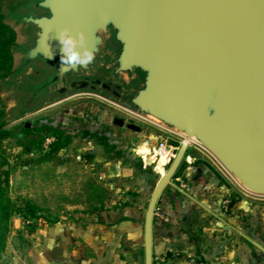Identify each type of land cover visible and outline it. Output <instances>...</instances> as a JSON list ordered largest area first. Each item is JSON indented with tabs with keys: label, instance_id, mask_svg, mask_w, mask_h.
<instances>
[{
	"label": "water",
	"instance_id": "1",
	"mask_svg": "<svg viewBox=\"0 0 264 264\" xmlns=\"http://www.w3.org/2000/svg\"><path fill=\"white\" fill-rule=\"evenodd\" d=\"M2 15L17 33L0 80L9 122L94 95L184 140L149 203L146 264L159 200L191 145L264 197V0H9Z\"/></svg>",
	"mask_w": 264,
	"mask_h": 264
},
{
	"label": "rangeland",
	"instance_id": "2",
	"mask_svg": "<svg viewBox=\"0 0 264 264\" xmlns=\"http://www.w3.org/2000/svg\"><path fill=\"white\" fill-rule=\"evenodd\" d=\"M8 1L0 0L2 10ZM9 107L5 96L0 93V110L5 111L6 129L13 132V137L3 144L0 159V172L9 170L10 173L8 184L3 185L7 195L4 202L10 200L18 208L23 207L26 202H32L40 209L38 215L42 219L24 223L19 213L13 214L8 222L10 231L7 234L6 251L2 260L10 255V261H16L18 250H27L32 244L30 237L45 226L62 223L65 219L77 220L81 215H93L100 210L99 201L111 203L136 193L133 191L135 187L127 190L125 184L135 183L137 189L140 184H144L145 180L138 168L126 158L117 159L115 152L106 146V140L101 136H111L119 144L129 140L135 155L143 161V168L153 169L154 173L159 175L156 170L159 167L161 178L170 169L172 154L159 150L160 144L168 140L170 146L177 148V154L184 142L176 134L94 95L72 97L17 123L8 121ZM116 120L135 124L141 131L121 127ZM27 123L30 127L46 124L59 128L65 136L70 137V146L56 152H50L49 149L41 151L38 145L31 147L34 141L44 136L52 141H55V138L48 130L39 136L24 137L21 127ZM189 154L208 159L223 175L234 198L240 197L250 210L256 209L261 215L264 214V197L244 191L221 165L200 147L191 145ZM149 156L151 157L148 159ZM5 178L3 176L2 179ZM33 227L35 231L32 233Z\"/></svg>",
	"mask_w": 264,
	"mask_h": 264
},
{
	"label": "crops",
	"instance_id": "3",
	"mask_svg": "<svg viewBox=\"0 0 264 264\" xmlns=\"http://www.w3.org/2000/svg\"><path fill=\"white\" fill-rule=\"evenodd\" d=\"M139 173L145 182L138 189L125 184L127 190L135 187L132 196L101 200L93 215L45 226L30 237L27 250H18L16 261L8 255L0 264H146V216L157 185L152 176ZM230 196L223 175L188 149L157 206L153 264H264V214L250 210L240 197L226 209L223 202Z\"/></svg>",
	"mask_w": 264,
	"mask_h": 264
},
{
	"label": "trees",
	"instance_id": "4",
	"mask_svg": "<svg viewBox=\"0 0 264 264\" xmlns=\"http://www.w3.org/2000/svg\"><path fill=\"white\" fill-rule=\"evenodd\" d=\"M16 40L17 33L9 25L4 23L2 6L0 5V80L7 78L13 70L14 57L12 54V48L15 45ZM4 117L5 111L0 110V159L2 156L1 152L4 142L13 137V132L9 129H6V121L4 120ZM47 130L48 133L50 132L49 134H51L55 138V141L49 146L50 152H56L70 146V137L65 136L64 132L59 128H52L50 126H47L46 124H43L40 127L28 128L26 125H23L21 127V131L24 137L39 136ZM101 138L106 140V146H108L110 150L115 152L117 159L126 158L127 161L137 167L139 172H141L142 174H149L151 176H154L153 178L155 179V184H158V181L161 177L155 174L153 169L143 168V161L140 157H137L135 155L133 147L129 145V140L121 141V143L119 144L111 136L104 135L101 136ZM46 140V136L39 138L32 143L31 147H33L34 145H38L39 150L45 151L44 145L46 143ZM3 164L5 165V163ZM200 164L210 167L204 162H200ZM209 170L214 174H217L214 169ZM9 175V170L3 171L2 173L0 172V261L5 255L7 234L10 231L8 222L13 214L16 212L19 213L22 216L24 223L32 222V220L38 221L42 219V217L38 215L40 209L32 202H26L23 207L19 208L16 207V204L11 202L10 200L4 202V199L7 197V195L3 185L8 184ZM3 176L6 177L4 180L2 179ZM237 201L238 199L233 197L231 206H234ZM34 231L35 227L31 229L32 233Z\"/></svg>",
	"mask_w": 264,
	"mask_h": 264
},
{
	"label": "built area",
	"instance_id": "5",
	"mask_svg": "<svg viewBox=\"0 0 264 264\" xmlns=\"http://www.w3.org/2000/svg\"><path fill=\"white\" fill-rule=\"evenodd\" d=\"M54 142V140H47V142L45 143L44 145V149L45 151H47L49 149V146ZM159 150H162L164 152L168 151V152H171L172 154V157L169 161V164L172 163V161L174 160L175 156H176V150L177 148H174L173 146H170L169 144V141L168 140H164L160 146H159ZM180 187L182 190H185L186 189V184L185 182L183 181H180ZM231 204H232V198L231 197H228L225 199V201L223 202V206L226 208V209H229L231 207ZM155 216H161L160 212H159V209L156 208V211H155Z\"/></svg>",
	"mask_w": 264,
	"mask_h": 264
},
{
	"label": "bare ground",
	"instance_id": "6",
	"mask_svg": "<svg viewBox=\"0 0 264 264\" xmlns=\"http://www.w3.org/2000/svg\"><path fill=\"white\" fill-rule=\"evenodd\" d=\"M188 143H189V142H188ZM165 174H166V173H165ZM165 174H164V175H165Z\"/></svg>",
	"mask_w": 264,
	"mask_h": 264
}]
</instances>
